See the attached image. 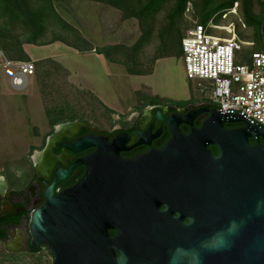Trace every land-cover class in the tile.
Listing matches in <instances>:
<instances>
[{
  "label": "water",
  "instance_id": "obj_1",
  "mask_svg": "<svg viewBox=\"0 0 264 264\" xmlns=\"http://www.w3.org/2000/svg\"><path fill=\"white\" fill-rule=\"evenodd\" d=\"M204 111L209 116L201 127L173 137L161 151L130 160L97 151L85 159L77 188L48 196L33 232L49 245L54 264H264V129L216 107L192 108L189 115ZM226 123L241 125L227 129ZM70 172L58 169L54 182ZM161 184L182 187L199 210L198 225L181 232L157 221L156 233L139 232V211H149ZM95 219L103 220L102 230ZM110 228L118 231L114 237Z\"/></svg>",
  "mask_w": 264,
  "mask_h": 264
},
{
  "label": "rangeland",
  "instance_id": "obj_2",
  "mask_svg": "<svg viewBox=\"0 0 264 264\" xmlns=\"http://www.w3.org/2000/svg\"><path fill=\"white\" fill-rule=\"evenodd\" d=\"M44 2L31 0L34 6ZM52 2L56 14L48 16L40 32L28 13L8 14L0 2V52L36 66L28 86L17 90L9 83L12 68H5L0 57V172L10 178H20L30 146L40 143L43 133L59 122L83 118L111 129L150 97L184 101L198 94L197 83L188 77L183 54L177 50L179 36L200 22L203 0H190L184 14L175 18L176 0H167L143 23L107 0ZM246 12L264 16V0H236L233 7L214 16L222 24L233 23L236 36L259 45L258 29L246 22ZM144 28L151 37L136 50L133 46ZM164 41L172 48L171 55L155 60ZM108 45L112 59L96 51ZM127 63L145 74H130Z\"/></svg>",
  "mask_w": 264,
  "mask_h": 264
},
{
  "label": "flooded vegetation",
  "instance_id": "obj_3",
  "mask_svg": "<svg viewBox=\"0 0 264 264\" xmlns=\"http://www.w3.org/2000/svg\"><path fill=\"white\" fill-rule=\"evenodd\" d=\"M212 107L215 106L202 104L194 97L184 103L155 97L144 101L129 115L121 116L111 129L100 128L83 118L53 125L50 131L43 133L40 143L30 146L28 165L20 178H10L0 172V264H54L49 245L33 232L36 211L48 196L58 197L63 190L77 188L88 169L86 158L99 150L117 153L120 160L161 151L173 137L201 127L208 118L207 111L190 116L192 108ZM240 125L226 123L225 128ZM260 140L264 145V138ZM251 141L255 142V139L251 138ZM209 148L213 154L219 153L217 145L211 143ZM58 169L71 172L63 180L54 182ZM149 206L147 213L139 211L138 214L141 233H156L157 221L168 223L181 232L194 223L199 224V210L194 211V207L187 203V196L178 184L156 187ZM149 216L154 218L153 224ZM92 223L97 229L104 228L103 220L95 219ZM107 230L111 237L118 233L114 228ZM73 247L78 246L74 244ZM77 255L75 250L74 261Z\"/></svg>",
  "mask_w": 264,
  "mask_h": 264
},
{
  "label": "built area",
  "instance_id": "obj_4",
  "mask_svg": "<svg viewBox=\"0 0 264 264\" xmlns=\"http://www.w3.org/2000/svg\"><path fill=\"white\" fill-rule=\"evenodd\" d=\"M233 25L217 22L215 16L194 23L181 40L185 69L197 83L200 103L242 113L264 129V39L257 45L236 36ZM0 57L5 68H12L10 85L23 90L35 75V64L2 52Z\"/></svg>",
  "mask_w": 264,
  "mask_h": 264
},
{
  "label": "trees",
  "instance_id": "obj_5",
  "mask_svg": "<svg viewBox=\"0 0 264 264\" xmlns=\"http://www.w3.org/2000/svg\"><path fill=\"white\" fill-rule=\"evenodd\" d=\"M167 0H107L108 3L112 4L114 7L126 11L130 16L138 18L142 23L145 18L150 17L151 15L157 14L164 6ZM203 5L200 11V22L207 23L217 12L221 11L224 8L233 7L236 0H225L219 3H215L214 0H203ZM3 11L8 14H15L16 16L29 14L31 18L34 19L35 29L37 32H40L47 22L48 16L53 13L56 14L52 0H45L44 4L34 6L31 3V0H1ZM137 2L140 5L137 7L130 8L129 5ZM190 0H176V3L173 7L172 17L183 15L186 11L187 4ZM245 20L250 25H255L258 29L259 43L264 39V16L259 18L253 17L249 12L245 13ZM219 21V18H217ZM151 37V31L144 28V32L138 41L134 44L133 48L138 50L145 43L149 41ZM183 36H179L178 39V54L181 55V40ZM111 45L97 48L96 51L99 54H105L108 59H112L110 55ZM171 47L169 46L168 41H164L162 46L158 48L157 54L154 56V59H159L161 57L171 55ZM134 63L135 60H134ZM138 67V66H136ZM127 68L130 74L142 75L145 74L144 70L140 68H133L127 63ZM155 97H150L154 99ZM184 103V101H181ZM54 123V122H53Z\"/></svg>",
  "mask_w": 264,
  "mask_h": 264
},
{
  "label": "crops",
  "instance_id": "obj_6",
  "mask_svg": "<svg viewBox=\"0 0 264 264\" xmlns=\"http://www.w3.org/2000/svg\"><path fill=\"white\" fill-rule=\"evenodd\" d=\"M29 84V83H28ZM28 86V85H27Z\"/></svg>",
  "mask_w": 264,
  "mask_h": 264
}]
</instances>
